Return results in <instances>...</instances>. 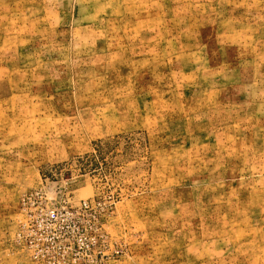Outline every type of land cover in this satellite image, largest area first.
I'll return each mask as SVG.
<instances>
[{"label": "rangeland", "instance_id": "1", "mask_svg": "<svg viewBox=\"0 0 264 264\" xmlns=\"http://www.w3.org/2000/svg\"><path fill=\"white\" fill-rule=\"evenodd\" d=\"M0 264H264V0H0Z\"/></svg>", "mask_w": 264, "mask_h": 264}]
</instances>
